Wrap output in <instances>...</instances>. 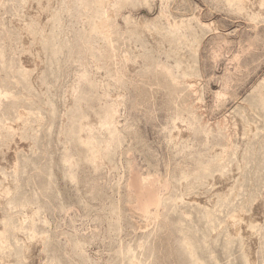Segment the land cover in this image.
Masks as SVG:
<instances>
[{"label": "rangeland", "instance_id": "1", "mask_svg": "<svg viewBox=\"0 0 264 264\" xmlns=\"http://www.w3.org/2000/svg\"><path fill=\"white\" fill-rule=\"evenodd\" d=\"M0 264H264V0H0Z\"/></svg>", "mask_w": 264, "mask_h": 264}]
</instances>
